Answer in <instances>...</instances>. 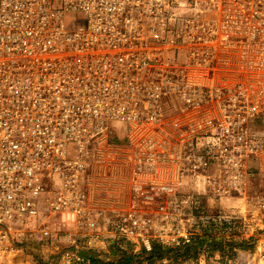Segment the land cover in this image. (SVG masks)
I'll list each match as a JSON object with an SVG mask.
<instances>
[{
  "label": "built area",
  "instance_id": "1",
  "mask_svg": "<svg viewBox=\"0 0 264 264\" xmlns=\"http://www.w3.org/2000/svg\"><path fill=\"white\" fill-rule=\"evenodd\" d=\"M228 221L264 264V0H0V264Z\"/></svg>",
  "mask_w": 264,
  "mask_h": 264
},
{
  "label": "trees",
  "instance_id": "2",
  "mask_svg": "<svg viewBox=\"0 0 264 264\" xmlns=\"http://www.w3.org/2000/svg\"><path fill=\"white\" fill-rule=\"evenodd\" d=\"M238 227V221H228L220 228L224 233L228 232L230 234L228 241L224 237L218 239L214 235L213 229H207L205 238L198 239L183 248L164 249L162 246L155 244L149 254L142 252L139 255H134L131 252L116 249L113 256L117 258V264H143L144 262L151 263L163 259L169 260L171 264H181L188 261H197L199 255L205 253L208 258L219 256L218 262L221 264H226L227 260L237 264L241 257L240 252L252 250L250 241L243 240L236 232ZM92 263H95V261H92Z\"/></svg>",
  "mask_w": 264,
  "mask_h": 264
},
{
  "label": "rangeland",
  "instance_id": "3",
  "mask_svg": "<svg viewBox=\"0 0 264 264\" xmlns=\"http://www.w3.org/2000/svg\"><path fill=\"white\" fill-rule=\"evenodd\" d=\"M115 141L116 143H120L118 138ZM239 229H237L238 233ZM217 234H220L217 232ZM224 237L226 241L230 239V234L222 235L219 238ZM238 238L237 236H235ZM239 239V238H238ZM251 242V240H249ZM25 247H26V255L19 256L14 264H48L57 262L55 260L57 257L62 255V251L65 249V245L61 242V238H53L50 241H43V242H36L32 239H27L25 241ZM116 249H110L108 252L105 253H97L96 251H90V252H80L78 254L79 257H81L84 260L85 264H117L116 259L113 256V253ZM131 252V246L130 244H124V250ZM242 256L239 258V260L242 259ZM201 257H204V260L206 261V264H215L213 260H216V263L218 264V261L216 259V256L214 258H208V256L205 253H202L199 255L197 261H188L181 264H199L201 260H203ZM92 261H95V263H92ZM143 264H171L169 260L163 259V260H157L155 262H144Z\"/></svg>",
  "mask_w": 264,
  "mask_h": 264
}]
</instances>
